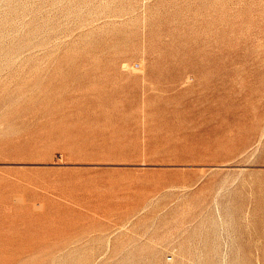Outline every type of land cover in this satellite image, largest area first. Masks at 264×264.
Returning <instances> with one entry per match:
<instances>
[{"label":"rangeland","instance_id":"obj_1","mask_svg":"<svg viewBox=\"0 0 264 264\" xmlns=\"http://www.w3.org/2000/svg\"><path fill=\"white\" fill-rule=\"evenodd\" d=\"M0 264H264V0H0Z\"/></svg>","mask_w":264,"mask_h":264}]
</instances>
